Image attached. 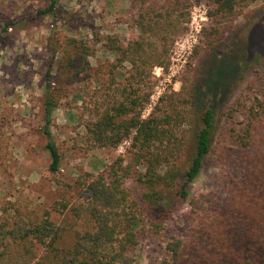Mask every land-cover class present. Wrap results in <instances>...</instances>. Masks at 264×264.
I'll use <instances>...</instances> for the list:
<instances>
[{
    "label": "trees",
    "instance_id": "16d2710c",
    "mask_svg": "<svg viewBox=\"0 0 264 264\" xmlns=\"http://www.w3.org/2000/svg\"><path fill=\"white\" fill-rule=\"evenodd\" d=\"M191 1L132 0L139 7L140 34L125 42L109 36L105 47L116 61L98 69L88 60L95 55L91 45L69 40L72 51L60 45L63 60L58 67L66 85L92 72L111 79L101 99L88 107L91 119L82 140L107 150L131 144L127 156L101 162L96 174L79 179L74 202L55 205L42 218L26 219L12 205L1 207L0 264H140L133 255L140 239H160L184 203L191 206L195 220L183 237L166 245L168 257L160 264H264V96H255L246 106L243 128L234 130L232 143L217 152L226 171L224 197L215 192L194 195L190 189L212 150L218 103L241 84L248 64L264 66V6L234 28L239 11L260 0H207L213 19L206 30L208 47L231 33L227 53L213 58L218 68L225 66L213 76L201 73L205 77L197 86L165 95L143 116L155 86L153 71L168 69L172 44L187 29ZM58 3L51 0L37 17L54 16ZM52 79L49 73L43 96L45 125L39 133L51 157L49 173L56 175L62 155L50 127L65 87L55 88ZM130 180L137 184L136 191L128 186ZM53 211L66 212V221L56 223ZM82 221L86 228L80 227Z\"/></svg>",
    "mask_w": 264,
    "mask_h": 264
},
{
    "label": "rangeland",
    "instance_id": "374dc122",
    "mask_svg": "<svg viewBox=\"0 0 264 264\" xmlns=\"http://www.w3.org/2000/svg\"><path fill=\"white\" fill-rule=\"evenodd\" d=\"M50 3L51 0H0V209L12 205L26 219L42 218L53 206L74 202L79 194V179L89 172L96 174L94 169L102 168L101 162L110 164L118 156H127L131 144L127 141L116 150H107L92 148L82 140L91 119L88 107L101 99L103 87L111 79L109 75L100 77L92 72L90 77L66 85V76L62 75L58 63L63 60L60 45L73 49L69 40L95 48V55L88 58L95 69L107 61L115 62L116 56L105 47L107 38L116 36L125 42L139 36L136 24L139 7H134L132 0H59L54 16L37 17V12ZM189 4L187 29L172 44L168 69L159 73L161 78L155 75L158 67L153 71L155 86L144 117L152 113L165 95L197 86L204 75L219 74L225 66L218 68L213 58L227 53L224 50L231 33L208 47L206 30L213 26L211 2L192 0ZM260 6H264V0L241 9L234 28L245 24L252 11ZM8 24L12 25L7 27ZM196 26L202 31L189 50L190 36L197 33ZM173 64L175 76L169 79ZM248 66L243 71L241 84L225 93L217 105L212 150L190 186L194 195L215 192L219 199L224 197L226 171L218 163L217 152L232 143L234 130L241 131L245 112L255 96H264V66ZM123 69L129 70V64ZM49 73L53 76L52 82L57 84L53 83L55 88L65 87L60 91V105L53 113L50 127L52 139L62 155L61 170L56 175L49 173L51 157L45 149L46 139L39 133L45 125L43 96ZM78 95L82 97L76 98ZM138 170L144 171V167ZM128 186L137 190L133 180ZM65 214L53 211L52 219L63 224ZM194 220L191 206L184 203L168 220L160 239L149 236L140 239L133 252L137 262L160 264L168 257L166 245L175 237H183ZM85 224L82 221L80 227L86 228Z\"/></svg>",
    "mask_w": 264,
    "mask_h": 264
},
{
    "label": "built area",
    "instance_id": "2783aa9c",
    "mask_svg": "<svg viewBox=\"0 0 264 264\" xmlns=\"http://www.w3.org/2000/svg\"><path fill=\"white\" fill-rule=\"evenodd\" d=\"M196 29H197V33L196 34H194V33H192L191 34V36H190V38L192 39L191 40V42L189 43V50H191L193 47H194V43H196L197 42V40H198V37H199V35H200V33H201V28L200 27H198V26H196ZM183 46V45H182ZM191 52V51H190ZM175 65L173 64L172 65V67L170 68V74H169V79L171 78V77H174L175 76ZM164 68H161V67H159V68H156V73H155V75L158 77V78H161L162 76L159 74V73H162V72H164ZM166 79V78H165ZM162 85L164 86V84L162 83Z\"/></svg>",
    "mask_w": 264,
    "mask_h": 264
}]
</instances>
